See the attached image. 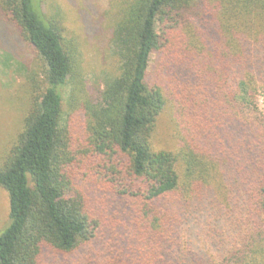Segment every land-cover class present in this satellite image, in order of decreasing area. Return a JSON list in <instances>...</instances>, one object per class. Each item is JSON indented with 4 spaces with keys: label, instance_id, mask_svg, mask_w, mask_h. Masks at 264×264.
<instances>
[{
    "label": "trees",
    "instance_id": "16d2710c",
    "mask_svg": "<svg viewBox=\"0 0 264 264\" xmlns=\"http://www.w3.org/2000/svg\"><path fill=\"white\" fill-rule=\"evenodd\" d=\"M116 8L119 66L81 96L59 12L0 0V27L33 49L44 84L0 166V264H264V0ZM167 101L175 154L150 145Z\"/></svg>",
    "mask_w": 264,
    "mask_h": 264
},
{
    "label": "rangeland",
    "instance_id": "374dc122",
    "mask_svg": "<svg viewBox=\"0 0 264 264\" xmlns=\"http://www.w3.org/2000/svg\"><path fill=\"white\" fill-rule=\"evenodd\" d=\"M41 15L58 11L64 34L73 39L79 50L83 91L93 96L95 89H103V81L116 72L119 58L110 41V33L117 19L118 0H33ZM10 30L0 27V38L7 39L4 48L0 41V166L23 130L24 120L44 89L42 66L33 49L17 40ZM14 48L8 51V47ZM70 84L61 88L62 108L69 110ZM264 111V98H258ZM178 130L173 117V106L166 102L157 116L150 145L153 151H178ZM8 223V196L0 187V231ZM77 256L58 259L55 264H75Z\"/></svg>",
    "mask_w": 264,
    "mask_h": 264
}]
</instances>
